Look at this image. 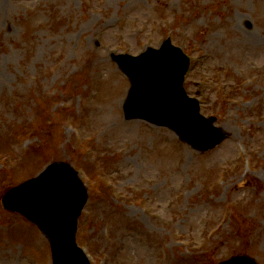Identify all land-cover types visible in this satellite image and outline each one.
I'll list each match as a JSON object with an SVG mask.
<instances>
[{
  "label": "rangeland",
  "instance_id": "1",
  "mask_svg": "<svg viewBox=\"0 0 264 264\" xmlns=\"http://www.w3.org/2000/svg\"><path fill=\"white\" fill-rule=\"evenodd\" d=\"M168 37L223 131L203 152L123 116L111 54ZM53 161L87 188L90 264H264V0H0V198ZM0 264H51L47 238L1 205Z\"/></svg>",
  "mask_w": 264,
  "mask_h": 264
},
{
  "label": "water",
  "instance_id": "2",
  "mask_svg": "<svg viewBox=\"0 0 264 264\" xmlns=\"http://www.w3.org/2000/svg\"><path fill=\"white\" fill-rule=\"evenodd\" d=\"M147 53L138 59V62L144 66L142 70L137 69V62L126 64L122 56L115 58L120 61L123 68L125 66V70L131 78L130 97L135 84H140L143 87L140 97L145 99L143 103L153 104L157 108L163 105L167 99L161 86H166V84L159 82V76L163 75V79L170 81L166 68L174 65L176 61H179L181 70L185 65L180 61L177 50L170 46L169 41L165 42L159 51L149 49ZM144 71H150L149 81L144 78ZM138 110V106L133 104L126 116H138L156 124H167L184 140L200 150L215 146L223 137L220 130L210 125L212 119H209L208 126H204L207 128L206 130L199 126V132L195 131L197 139H193L194 128L198 120L188 122L177 115L179 121L172 119L165 121L164 119H155L151 115H140ZM85 200L86 191L76 173L64 163L54 162L48 165L38 177L7 192L2 197L1 204L6 209L21 212L28 219L37 223L49 237L53 264H88L74 241L76 217ZM226 263L254 264L245 256L234 257ZM221 264H225V262Z\"/></svg>",
  "mask_w": 264,
  "mask_h": 264
},
{
  "label": "bare ground",
  "instance_id": "3",
  "mask_svg": "<svg viewBox=\"0 0 264 264\" xmlns=\"http://www.w3.org/2000/svg\"><path fill=\"white\" fill-rule=\"evenodd\" d=\"M124 127L125 126H123L122 123L120 122V124L118 125V129H117L118 132L123 134L125 132V128Z\"/></svg>",
  "mask_w": 264,
  "mask_h": 264
}]
</instances>
